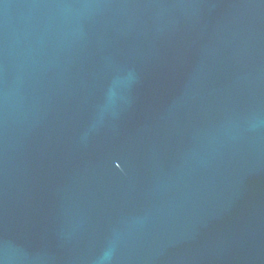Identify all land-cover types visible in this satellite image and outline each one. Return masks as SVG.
Listing matches in <instances>:
<instances>
[{"label":"water","instance_id":"water-1","mask_svg":"<svg viewBox=\"0 0 264 264\" xmlns=\"http://www.w3.org/2000/svg\"><path fill=\"white\" fill-rule=\"evenodd\" d=\"M0 264H264V0H0Z\"/></svg>","mask_w":264,"mask_h":264}]
</instances>
